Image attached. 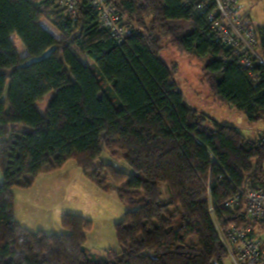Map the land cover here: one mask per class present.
<instances>
[{
    "label": "trees",
    "instance_id": "obj_1",
    "mask_svg": "<svg viewBox=\"0 0 264 264\" xmlns=\"http://www.w3.org/2000/svg\"><path fill=\"white\" fill-rule=\"evenodd\" d=\"M201 1L108 0L130 28L118 44L87 0H78L75 18L48 0H0V264L226 260L216 224H245L243 206L224 203L264 187V131L251 139L189 106L160 52L167 40L208 59L213 94L263 123L264 62L249 69L237 62L215 39L207 12L196 10ZM209 4L213 10L214 1ZM256 33L264 59V26ZM13 35L27 57H20ZM52 47L47 59L19 67ZM49 94L41 112L37 104ZM104 150L134 173L97 165ZM70 160L127 207L115 225L120 251L108 249L104 257L88 250L93 223L82 215L61 217L64 234L33 232L17 220L14 188H30Z\"/></svg>",
    "mask_w": 264,
    "mask_h": 264
},
{
    "label": "rangeland",
    "instance_id": "obj_2",
    "mask_svg": "<svg viewBox=\"0 0 264 264\" xmlns=\"http://www.w3.org/2000/svg\"><path fill=\"white\" fill-rule=\"evenodd\" d=\"M241 4L245 15L250 17L255 29L258 26H264V0H241ZM12 39L17 49L23 47L22 42L16 36H13ZM162 45L160 58L173 70L174 78L184 93L185 102L189 106L222 124L239 128L251 139L262 134L264 131L263 122H251L243 111L222 103L213 94L205 72L208 59H201L180 50L167 40ZM258 55L263 59L261 47L258 50ZM50 96L51 94L47 95L42 102L37 104L41 112L44 111ZM96 164H112L119 171L129 174L134 173L133 169L125 163L121 156L114 158L107 150L103 151ZM62 173L65 178L61 180L66 181L60 194L61 201H63L61 207H64L68 212H72L70 214H84L85 218L93 223L92 230L88 232L86 248L104 257L107 249L120 251L115 225L123 220L127 207L115 193H101L84 176L75 161H68ZM2 181L3 175L0 172V183ZM49 184V182H39L33 189L31 188L34 184L30 187V190L29 188L24 189L27 192L20 193L17 192L19 188H14V191L18 193L16 194L18 204L25 201L30 206L33 205L35 209V214L33 213L25 218L23 223L29 226L32 231L38 230L41 226V228L48 230L46 234H64L66 231L62 228L61 221L56 223L53 219L56 214L47 215L46 217L43 214V210L53 208L55 205V203H52L55 201L54 198H51L52 202L45 207L41 203L43 197L51 195ZM53 197H59V194L56 193Z\"/></svg>",
    "mask_w": 264,
    "mask_h": 264
},
{
    "label": "built area",
    "instance_id": "obj_3",
    "mask_svg": "<svg viewBox=\"0 0 264 264\" xmlns=\"http://www.w3.org/2000/svg\"><path fill=\"white\" fill-rule=\"evenodd\" d=\"M53 6L75 18L78 0H48ZM96 10L101 26L107 29L118 44L125 42L130 28L108 0H87ZM215 7L209 11L210 0H202L196 10L207 12V22L215 39L232 51L239 63L251 68L255 62L264 60L258 55L260 43L256 29L250 24L241 0H213ZM243 206L244 225L230 224L218 232L227 249L223 263L215 264H264V187L250 188L228 198L224 206L237 209Z\"/></svg>",
    "mask_w": 264,
    "mask_h": 264
},
{
    "label": "crops",
    "instance_id": "obj_4",
    "mask_svg": "<svg viewBox=\"0 0 264 264\" xmlns=\"http://www.w3.org/2000/svg\"><path fill=\"white\" fill-rule=\"evenodd\" d=\"M34 1L36 3H42L45 0H34ZM42 24L54 35V37L56 39H58V40L61 39L62 36H61L60 32L57 31L50 23H48L47 21H42ZM13 36H15V35H13ZM12 41H13V39H12ZM17 50H18V53H19V55H20L21 58H25V57L28 56L27 50L24 47V45H23V47H21L20 49H17ZM65 165H64V167H62L61 169H59L57 171L46 172V173L40 174L37 177L36 182L34 183L33 187L31 188V189H33L39 182H41V183L49 182L50 183L49 184V187H50V192L49 193L51 195H47V196L43 197L41 203L45 207L47 204H50V202H52L51 201V198H54L55 201L52 202V203H55V205H54L53 208H51V207L50 208H46L45 210H43L44 212L43 211L42 212H43V214H45V217L47 215H55L56 214L55 217L53 218L54 221H56V223L58 221H61L60 219H61V217L64 214H66V213H72V212H68L64 207H61L63 201H61L62 200V197H60V194H61V190L63 188L64 182L66 181V180H61V179L62 178H65V176H63V173H62L63 170H64V168H65ZM78 180H75V181L77 182ZM18 190L19 191H17V192H19V193L20 192H27V190L20 189V188ZM29 190H30V188H29ZM99 191L101 193H103V194L111 193V192H103L101 190H99ZM17 192L14 191V197H15V215H16V218H17V220L19 221V223L22 226H24V227L28 228L29 230H31V228L29 226H27L26 224L23 223V220H25V218H27L28 216H31L33 213L35 214V209H34L33 205L30 206L25 201H23L20 204H18V202H17V196H16V194H18ZM56 193L59 194V197H56L58 199H56L55 197H53ZM22 195L24 196V194H22ZM58 202H59V204H58ZM82 216L86 217L84 214H82ZM39 229H41V230H39ZM37 231H42L44 233H47L48 230H46L44 228H41V226H40V228H38V230H35L33 232H37Z\"/></svg>",
    "mask_w": 264,
    "mask_h": 264
},
{
    "label": "water",
    "instance_id": "obj_5",
    "mask_svg": "<svg viewBox=\"0 0 264 264\" xmlns=\"http://www.w3.org/2000/svg\"><path fill=\"white\" fill-rule=\"evenodd\" d=\"M55 50H56V47H52V48L48 49L46 52H44L41 56H39V57H33V58H30V59L26 60L19 67L30 66L33 63H36V62H40L42 60H45L48 57H50Z\"/></svg>",
    "mask_w": 264,
    "mask_h": 264
}]
</instances>
